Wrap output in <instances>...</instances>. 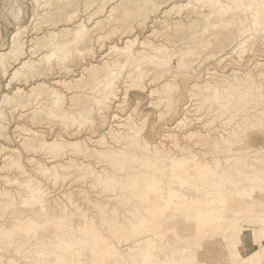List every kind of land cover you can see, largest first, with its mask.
I'll use <instances>...</instances> for the list:
<instances>
[{"label":"bare ground","instance_id":"1","mask_svg":"<svg viewBox=\"0 0 264 264\" xmlns=\"http://www.w3.org/2000/svg\"><path fill=\"white\" fill-rule=\"evenodd\" d=\"M42 1H43L42 3H38V7H37L38 9H40L38 10L40 12H37L36 11L37 9L35 10V12L33 11L34 14L37 13L35 18L38 16V19H41V21L37 19V21L39 22H37V24L34 25L35 27L34 31H37V32L40 31L41 26L39 25L47 24L48 22H49V26H52V27L47 28L46 31L41 32V33H36V34L33 33L34 35L31 36L30 40L28 41L29 44L26 47H22L21 49H19L18 43L20 41L19 39L20 34L25 32V30L27 29L26 26H28L25 24V27H22L19 31L12 34L9 51L0 54V65L2 66H3L2 61H3L4 56L7 55L9 52L14 54L11 57V60H12L11 62L13 63V68L11 70L16 69L17 71L20 72L21 78H19L18 81L19 83L21 82L22 85H25L27 87V90L24 92L20 88H17L16 91L12 92V94L10 95L7 93L2 95L1 102H0V112L3 109L4 105L5 106L10 105L13 108V110L16 108L31 110L33 108V107L31 108V105H38L36 107L37 109L34 108L33 111L30 112L29 117L27 118H31L32 120H35L34 117H32V115L43 111L44 112L43 119L45 120L51 119L58 115H62L68 119L70 118V119H74L78 121L77 127H82L83 125H85L86 122L88 124L90 123V125L95 124L96 121H98L97 119L99 117L103 119L106 118L107 121L110 120V125L107 127L108 130L101 132L102 134L97 139L96 138L91 139L90 137H84V138L80 137L81 139L79 140L76 139V141H71L70 143L65 140H61V143L57 145L54 144L53 142L52 143L47 142L43 138V134L39 133L38 131H30L29 129L19 130L20 132L21 131H23V133L25 132L27 136H29L28 135L29 133L31 132L32 133L30 134V137H26V138L23 137L21 139L22 141L20 144L23 146L25 152H27L25 155L27 159H25L26 158L25 156L21 158V153L19 152L20 155L17 158L18 160L17 163L15 161L11 163L10 161H12V159L15 160L14 158L16 156L15 153H17L18 151L16 152V149L14 148L13 149H10V147L5 148L0 145V154L2 151L6 152V150L7 152L5 154L7 153L9 154L4 157L6 158L8 164L11 166L10 176L12 177H11V180H9L8 182L9 184L16 186L15 190L13 191L12 190L9 191L10 189L8 190V188H4L0 186V209L3 212L1 218H3L4 215L10 214L12 215L11 217L13 219L12 221H7V222H5L4 219H1L3 223L0 224V244H1L0 252L2 250L3 251L9 250L7 246H4V244H6L5 243L6 237H10L13 239L14 242H16V238L14 239L13 234H12V231H13L12 228L20 225L21 226L20 230H22L21 232H27L25 233V240H26L27 245L25 244L26 247L21 248V249L15 247L13 248L14 251L13 250L12 251L14 252L13 254H15L16 252V254L18 255L16 258H19L22 261V264L23 262H30V263L32 262L33 264V262H36V260L38 259H42L44 261V264H48L49 260H52L55 257V253L57 252V249L55 246L60 244V241H59L60 237L65 236L64 234L66 235L70 234V236L72 237L75 236L74 237L75 239L77 238L81 239L79 235L75 234L76 230L74 228L64 226V222L62 221V219L57 218L58 216H60V214L58 215V213H57L58 216L55 219H53L54 218L53 216L52 218L53 221L50 220V222L49 220L45 218L36 220L34 216H21L22 213H24V211L28 209L35 211V209L37 208L38 212H40L41 215L42 214L44 215L45 213L49 214V212H47V208L48 209L52 208V209L57 210L59 208H65V205L67 207V204L64 203L63 200L60 198V197H63L65 194H61L58 196L57 195L50 196L52 191L51 192L47 191V188H45V184L48 182H44V181H53L54 179H58L59 177H61L62 173H65L68 170L72 172L74 170L76 171L82 170L81 167L82 168L86 167V169L85 170L83 169L82 172L80 173L81 177L91 178V179H94L95 181L101 180L102 182L106 184L111 183L114 186L120 187L119 189L121 190V193L118 196H116L114 199H123V182L125 181L126 182L125 184H127V181H129L133 177H136V176L140 177L141 175H143L141 170H144V169L141 168L139 169L140 171L137 169L132 170V175L127 176L125 178H123L122 176H119L120 173L118 172H123L122 170L124 166L122 167L121 160L117 159V156L123 155V152H122L123 148L115 149L114 146H111V145H115L114 143L116 142H120L123 145V142H124L125 145L129 146L130 151L134 154V156L135 155L137 156L138 154L142 155L143 158L141 159L140 162H138V164L139 165L145 164L147 168H150L152 170V173L149 174L148 176L150 178L151 176L155 175V172H160L159 171L160 167L170 163L171 160H170V156L168 155L169 153L163 150L162 142L161 143L157 142L158 144L154 143V145H151V143L149 144V142H147L145 138L143 137V132L145 128V119L135 118L134 117L135 109H132L129 112V114L125 117L117 115L118 114L117 111L120 110L118 107H121V104H124V100L128 97L126 93L127 90H125V92L123 93V98H122L123 101L121 102L120 97H119L120 92L118 91L117 86L115 87L118 80H120V77H122L121 74L124 68L126 70L127 67L128 68L131 67L134 64L135 60L143 57L144 53L147 52L151 56L150 63H152V65L145 67L137 63L134 68L136 70L135 72L133 71L134 74H132V76L126 77V81L124 83H129L128 86L130 87L132 86L133 83L135 82L138 83L139 81L144 80V78H146L147 76L155 77L154 75L161 74L163 77L164 74L169 75V73L171 72L170 71L171 67L164 68L165 65L162 66L160 64L161 61H163L166 58H168V60L169 58L173 59V56L177 53H179L182 56L181 59H184L185 57H188V59H190L191 57L194 58L198 52L196 50L198 49L201 50V48L206 47L205 45H202L200 43L201 40H199L200 42L196 41L195 39L194 41H192V37H190L192 35L191 27L193 26V24L201 23L203 19L207 22L206 25L211 26L210 27L211 29L212 28L215 29L216 27L222 28L221 34L220 36H218L220 38L219 39L217 38L218 41L215 43V46H214L215 48H217V50H219L217 52L218 53L224 52L226 50L225 48H227V46L232 44L231 48L229 49L230 54L228 55H231V53L233 55L238 54V56H236V59L240 61L242 60L241 58L244 56V52L247 51V47L249 46V43H246V41H244L243 39L246 36L250 35L248 33L250 32V30H252L250 29L251 26L253 27L259 26L261 28V31L264 32V7L261 6L262 4H264V0H188L185 4H182V5L177 4V3H172V5H170L169 8H165V10L160 12L161 17L154 18L151 33H149L144 39H139L138 35H135L132 38L125 36L123 45L118 46L114 44L108 47L107 48L108 52L100 55L99 63L89 64L88 66L84 67V69L82 70H84L85 73L82 74L79 78L66 79L63 77H59L57 74H59V72L63 70L67 74L72 75L73 70L71 68L72 66L70 67L64 66L67 64V63L66 64L64 63L69 60L68 59L69 53L63 54L62 57L57 56L56 49H58L60 45L68 46L72 48L73 51L76 50L78 53L84 52L88 56H93L96 53V51L94 52L92 50L95 46H98L97 51L102 50V43H103L102 41L106 38L107 34L105 33L106 35H104V32H100L101 31L100 27L101 29H103L102 27L103 23L106 22L107 19L108 20L113 19L112 21H114V23L115 21L119 22V19H122V24L121 25L113 24L112 25L113 27L111 30H109L108 27H104L110 31L109 32L107 30L108 31L107 33H111L112 31H115V32H119V34L121 35H126V34L129 35L134 32V29H136L139 26L141 27L143 25L145 20H147V17L149 14L155 15L159 11V6L166 4L170 0H164L160 4H156L154 0H124V1L120 0L121 4L119 6H117L116 8L115 6L111 7V9L109 10V12L112 13V15L113 14L115 15L114 17L111 14H109L107 16V19L106 17L105 19L97 18V20L93 22V25L91 27L90 26L88 27L87 25H85L84 22H82L81 20H75L77 18L75 11L70 12L69 10L71 6H75V5L77 6L79 4V3L77 4V1L79 0H42ZM84 6L88 7L87 0H85ZM184 8H186V10L187 9L189 10V12L185 14L187 17H189L190 15H192V17L194 15L196 16L191 19V22L188 25L182 24L183 22L179 20H175L174 22L172 21L171 23H168V21L165 19L166 17L170 16L171 13L173 15L179 14V12H181V10H183ZM103 9H104V4H102V6L99 7L93 13L90 12L91 15L89 16L88 21H90V18L93 17V15L100 14ZM141 10H143L141 15L144 14V18L143 19L141 18L142 20H140V17L138 16L140 15ZM135 16L139 17V21L137 22V25L134 26V24H136V23H133ZM215 17H218L219 20L216 19V21H211ZM248 18H250V21L248 20ZM59 23H62V24L61 26L57 27ZM144 28L141 27L140 31H142ZM234 28H236V30L233 33ZM32 30L33 29H31V31ZM204 31H205V28H204ZM208 33L212 34L211 32H209V30H208ZM232 34H238V35H234L235 36L234 41H231V39L229 40V37L233 36ZM159 35H161V37H165V41H164L165 44L163 43L155 44L154 42H152L151 38H156ZM182 37L190 38L189 39L190 41L186 42L187 45L185 44L186 46H181L182 48L178 46L179 48L173 51L175 47L174 46L175 42H174L172 43L174 47L171 50L170 49L171 46L169 45L171 40L173 41L175 38L177 39L179 38L178 40H180V38ZM251 38H254V36L251 35L247 40ZM227 40L230 41L228 42V44H227ZM225 43L227 44V46H225L226 45ZM170 51H173V53L170 54ZM38 52H39L38 55L40 56V59L33 57ZM111 52L115 53L113 58L109 57V54ZM241 53H242V56L239 55ZM224 54L220 53V55H218L217 57L218 58L222 57V55ZM71 55L72 54H70V56ZM222 60L223 58L219 59V61H222ZM152 61L157 62V63H153ZM59 64H62L61 65L63 66L62 70L56 69V67ZM251 68L257 69V74H256L257 77L264 76V62L257 61L254 63L253 67L251 66ZM250 69H248L247 72L244 71L243 74H240L238 72L239 70L230 71V73L225 74V75L223 74L218 75V72L216 74V71L215 72L210 71L211 73L209 74L212 75V77L213 75H215L213 79L216 78L217 80H219L218 82L222 83V85L225 83L227 84L228 82H232L235 84L238 83L242 85H250V86L259 84L253 78L254 75H252V72ZM255 73L256 72H254V74ZM50 76H53V77L49 79ZM171 78L172 79L168 81L165 80L166 86H172V83L175 80V78L174 76H171ZM206 78L207 77H205V79ZM10 79H13V77H11ZM122 80L123 78H121V81ZM155 80L158 81L160 80V78H156ZM11 81L10 80L7 81L6 87H9ZM215 82L216 81H214V83ZM122 83L123 82H121V84ZM207 83L208 82L204 84H200V85L197 83L191 84L189 86V90H190L189 95L191 96H197L198 94L206 95V93L202 92V87L207 86ZM14 84L16 85V82ZM209 84H212V83L209 82ZM88 85L89 87H87ZM59 88H62L66 91L74 90L75 88H77V90H79L78 88H82L85 90L83 94H81L80 96L78 95L79 98L77 100L80 103V106L77 110L75 111L71 110L72 112H69L68 111L69 109L68 110H66L67 108L65 109L64 95L60 91ZM76 93L78 92L76 91ZM250 93L251 92L249 89L227 92V95L224 99V102H226V105L222 108V110L226 111L228 109L227 105L230 102L240 103V107H242V109L241 108L240 109L237 108V109L241 111H244L245 109H247L248 106H250V108H254L255 106H258V105L264 106V101H254L255 100L254 98L251 99ZM158 94H159L158 95L159 98L158 99L156 98L157 100L155 102L153 101V103L155 105L160 104V106L162 104L164 105L163 108L170 111L171 107H174V106L169 105V102L171 99L170 96L166 95L163 89L159 90ZM72 97L74 98L76 97V95H73ZM109 103H112L115 105L113 107L115 111L113 113L110 112L109 116H107L106 114H108V112H106V110L109 108L108 106ZM209 103H212V100H210ZM187 107L188 106H185L183 109H186ZM254 111L255 112L249 115L241 116L236 123L234 122L235 125L231 129H229V131H224V130L220 131V134L219 135L217 134L218 138H216L215 141L213 140L214 138L212 139L208 137L206 132L204 131H203L204 133L202 134H198L200 131L199 132L195 131V132L188 133V135L185 134L186 136L184 135L182 136L183 138V137H188V136H193V135L195 136V134H198V137H199V138L197 137L198 144L200 143L201 145H204V146L208 144L209 146H211V148L214 147L219 151L231 153V154H227V157L222 161L220 159H215L211 163H209L208 162L209 159L208 161L204 162V161H201V159H197L198 157L193 155L192 152H187L185 153V156L182 158V160H180L178 164L173 165L172 170L170 171L171 176H169L170 174L168 175L169 178L165 179L162 175H159V177L158 176L153 177V180H154L153 186L155 189L153 191L163 192L167 190L165 191V193L167 192L169 196L168 204L169 206L172 204V206L175 207L173 210L174 212H178L182 219H185L187 217L198 219L197 226L196 227L194 226L196 233L194 235H188V233H186L185 230L181 229L182 226H179V228H176L177 232L179 233L177 235H174V237H176L177 239L176 241L178 245L176 243L175 244L177 245V247H180L179 245H182V246L184 245V247L177 249V247H172L170 246L169 243L161 241L163 232H161L160 230H159L160 232H153L150 237H147V236L145 237L143 236L144 231L142 229H138L135 225H133V226H130L131 228H129L127 232L128 233L132 232L133 237L135 235L138 238V240L135 241L133 245L126 248L129 253L133 254L137 258L140 257L143 261L147 259L150 260L152 257H154L152 256V254H156L158 250L157 248L158 245L157 247L154 248L155 246L154 241L157 240V241H161L159 247H161V245H162L161 248L164 247L163 250H165L164 253H166V255L168 256V259L171 257L170 253L172 251L174 252V254L176 253V255H180L181 253H183L187 255L188 258H190L195 253H204L205 251L203 248L204 241L201 242L200 239H203L204 237H206L205 234L207 230L205 232L203 231L204 229L209 228L210 225L214 224L213 230L226 229L225 232L235 237L239 235L240 224H243L246 228H251L252 226L256 225V227L260 229H264V219L262 221H259L255 219L254 217H252V215L250 214H247V213L239 214L238 210H236V214L234 213L231 215H227L228 212L226 211V207H225V205L227 206V201L225 200H222L215 204V207L217 206V208H219V209L217 208L216 209L218 211L220 210V212H218L217 210L216 212H213V211L207 212L206 217L200 218L199 211L201 210V208L196 207V208H193L190 212H187L184 207L189 205V203L187 202H191V200H186L187 204H185L183 202L178 201V199L175 198L176 196L174 194L175 192H178L181 195H185L186 187L191 188V185L193 187V184H196L197 187L195 189L203 190L202 196L205 194L206 189L208 187H211L210 190L207 191L208 194H215L217 192L221 193L222 195L227 194L226 196L224 195V199H225V197H227L228 194L233 192L234 186L239 185V187H242L243 185L244 187H246L247 185H249V183H252L254 185L264 186V174H263L264 173V161L261 159L251 160L249 158L252 155L257 156L258 151L255 150L254 148L248 149L246 153H250V155L248 158H246L245 157L246 155L239 156L238 154L235 153L234 150L230 148V144L232 143L244 142L248 131L256 130L264 126V111L263 110H254ZM235 112L237 113L239 111H235ZM159 115L162 116L163 114L162 115L159 114ZM229 119L227 121H229ZM198 120L199 119H197L196 121ZM186 123L188 124L187 117H183L177 123L171 125L170 128L166 127L165 129L175 130V129L186 128L187 127L185 126ZM201 128L202 127H200V129ZM214 130H217V129H214ZM78 131L79 130H76L75 133ZM4 133L5 132H3V134ZM181 133H184V132L181 131L180 134ZM18 135L20 136V133ZM162 136L164 137V139L165 138L168 139L167 140L168 142L172 138V136L169 133L168 134L165 133ZM105 137L108 139V142L104 140H103L104 142H102V139ZM55 145L57 146V148H59L58 154H55V153L52 154L49 151L46 153H44L43 151L42 153H40V155H37L38 153L37 154L32 153L33 149L36 147H40V148L50 147V146L52 147ZM89 145H93L95 148L98 147V149H101V150H98V151L92 150V149L89 150L88 149ZM175 146L181 149L180 145H178L177 142H173L172 147L176 148ZM234 146H236V144ZM65 147L71 148L70 150L73 152L75 156L87 158L88 160L93 159V162L95 161L97 164L101 162L107 163L110 166V168L112 167V169L116 170V172L118 173V176L116 174L115 175L112 174L113 172L109 173L105 169L95 171L93 169L94 167L92 168L90 166V163L83 164L82 162L81 164H78V162L75 159H69L68 161L65 160L66 162L61 161V163H58L57 158L66 156L67 150H64ZM239 152L241 153V151ZM132 153H129V154L132 155ZM260 153H264V149L259 150V154ZM170 154H173V153H170ZM42 155L43 157L41 158L49 162L51 164L50 167L46 166L39 160L40 159L39 157ZM158 155H160L159 156L160 158L156 157ZM28 156H31L33 158H28ZM149 156H154V157L152 158ZM21 161L23 162L26 161L29 164L24 166L22 165ZM222 163L228 165L229 167L228 168H225V166L223 167ZM26 166H30L31 169H28L29 167L25 168ZM79 166H80V169H79ZM138 166H133V168L134 167L138 168ZM55 167L56 168L64 167V168L61 171L55 172L54 170ZM151 170L149 171L151 172ZM179 171H183L184 173L179 175L178 174ZM31 173H35V176H32ZM160 174H163V173H160ZM185 175H187L188 177ZM175 176L177 177V180L179 182L178 183L179 187H176V188L170 185L171 181L174 180L173 177ZM236 177H241V178L240 180H237L236 182H231L232 179H235ZM196 178L201 183L205 184L207 187L203 189V184L200 186L196 182ZM213 181H217V182H213ZM62 187H64V185L59 186L58 188L54 189L53 193L55 192V190L57 191L56 193H60L62 191L60 188ZM237 189L235 190V192H237L238 195H242L243 192L241 191L242 193L239 194L240 191ZM130 194L133 196H136L137 198H140L141 204L143 203L147 206L146 210L149 212V215L152 218L156 219L155 220L157 222L156 224H158V222L160 223L161 221H165L166 223H173L177 219L174 214L169 215L168 213V215H163L164 213L169 212V209L161 208L156 200L142 199L140 196V193L137 190L130 191ZM192 195L194 196V194ZM199 201L200 203L205 204L204 205L205 207H209V204L206 203L205 201H201V200ZM199 201L192 199V202H195V203H199ZM29 204H32V205L29 206ZM211 205H212V202H211ZM141 209L143 208L141 206L136 205V202H135V206L133 207V212L139 215L141 213ZM166 210L168 211L166 212ZM92 212H95V209ZM108 213H110L109 210H108ZM13 214H15V216H13ZM161 215L164 218H161L160 217ZM65 217L67 219V216ZM87 217L84 214V217H83L84 221L86 219L85 221L86 223H88L91 227L93 225L94 230L95 231L97 230L96 233L100 234V235H96L99 239L98 242L105 244L106 241L104 240H106V237L101 235V233L104 232V226H103L104 223L98 220L97 218L94 219V217H96V214L92 215L93 218L92 217L87 218ZM91 218H92V221H90ZM111 224H115V223H111ZM115 225L116 226H110V229L114 230L117 228H121L120 225L122 224L120 223L119 226L118 224H115ZM183 226L187 229L190 228V226L187 224H184ZM49 227H51L50 231H48ZM138 227H139V224H138ZM38 228L43 229L42 231L43 236L40 235L39 238H36L37 236L36 235L34 238L32 234L30 235V232L33 230V231H36L37 233ZM166 230L168 229L166 228ZM147 232H150V231H147ZM20 233L17 232V234H20ZM168 233L166 234V236L168 235ZM180 234L182 236H180ZM194 236H196V238H193ZM133 239L135 240V238ZM149 239H150V242H148ZM18 240L19 239H17V241ZM129 240H131V237H125L121 239V241L119 239H116L115 243L119 246L118 248L121 249L124 246L123 242H128ZM115 243L112 244L110 247L111 248L110 255L112 258H114L115 260L119 262L121 260L123 261L124 256L121 252L122 250H118L116 248ZM225 243H228V242H225ZM144 245L145 246L147 245L148 247L150 245V248L147 252H146V249H144V252H143ZM71 246L72 248L68 251L67 254L63 255L62 261L59 262L58 264H72L71 263L72 260L70 256L72 257L75 256L82 249V248L75 246L74 244H72ZM175 248L177 250H175ZM10 250L8 252H10ZM1 260H2V257L0 256V264H3ZM17 260L10 258V259H7L5 263L6 264H21V262ZM148 262L150 261L147 260V263Z\"/></svg>","mask_w":264,"mask_h":264},{"label":"rangeland","instance_id":"2","mask_svg":"<svg viewBox=\"0 0 264 264\" xmlns=\"http://www.w3.org/2000/svg\"><path fill=\"white\" fill-rule=\"evenodd\" d=\"M83 1L85 2V0L77 1V4L79 3L77 5L78 7L76 5L71 6L69 10H70V12L75 11V14L77 15V18L75 20H81L88 27L89 26L91 27L93 25V22L96 21L97 18L105 19V17H106V19H107V16L109 14L112 15V13L109 12L111 7L115 6V8H116L117 6H119L121 4L120 0H87L88 7H85ZM163 1L164 0H154V2L156 4H160ZM187 1L188 0H170L166 4L160 5L159 11L155 15H151V14L148 15L147 20H145V22L143 23V25L144 24L145 25L141 26L142 28L145 27L142 31H140L141 27L139 26L136 29H134V32L132 34H129V35H127V34L121 35V34H119V32H115V31H112L111 33H107L109 30L112 29L113 24H115V25H121L122 24V19H119V22L115 21V23H114V21H112L113 19L112 20L107 19L106 22L103 23V26L101 25L103 27V29H101V27H100V30H101L100 32H104V35L107 34L106 38L104 37L105 39L102 41L103 42L102 43V50H99L100 52L97 51L98 46H95L92 49L94 52L96 51L95 55H93V56H88L84 52L78 53L76 50H74L75 51L74 52L72 50V48H70L68 46L60 45L58 47V49H56V54H57V56L62 57L63 54L69 53V55H68L69 60L64 63V64L67 63L64 66H69V67L72 66L71 68L73 70V73H72V75L67 74L65 71L62 70V67H63V66H61L62 64H59L56 67V69H61L62 71H60L59 74H57V75L59 77H63L66 79L79 78L82 74L85 73L84 70H82V69H84V67L88 66L89 64H98L99 63L100 55L108 52V50H107L108 47H110L114 44H116L118 46L123 45V42L125 40L124 39L125 36L132 38L133 36L138 35L139 39H144L149 33H151L154 18L161 17V14H160L161 11L165 10V8H169V6L172 5V3H177V4L182 5V4H185ZM42 2H43L42 0H0V54L9 51L12 34L19 31L22 27H25V24L28 26H26L27 29L25 30V32L20 34V38H19L20 41L18 43L19 49H21L22 47H26L29 44L28 41L30 40L31 36L34 35L33 33H35V34L41 33V32L46 31L47 28L52 27V26H49V22H48L47 24L39 25V26H41L40 31H38V32L34 31V28H35L34 25L37 24V22L41 21V19H38V16L35 18L37 13L34 14V12L36 9H37L36 10L37 12H40V11H38L40 9H38L37 7H38V3H42ZM82 3H83V5H82ZM102 4H104V9L102 10V12L98 15H93V17L90 18V21H88L89 20L88 18L91 15V13H93L99 7H101ZM93 9H95V10H93ZM142 11L143 10H141L140 15H138L140 17V20H142L144 18V14L141 15ZM188 12H189V10L188 9L186 10V8H184L183 10H181V12H179V14L173 15L171 13L170 16L166 17L165 19L168 21V23H171L172 21L174 22L175 20H179V21L183 22L182 24L188 25L191 22V19L196 17L195 15L193 17H192V15L187 17L185 14ZM112 16L114 17L115 15L113 14ZM138 16L134 17L135 19L133 20V23H136V24H134V26L137 25V22L139 21ZM37 19L39 21H37ZM216 19H218V17L213 18L211 21H216ZM248 20L250 21V18H248ZM33 22H34V24H33ZM86 22H87V24H86ZM206 23L207 22L203 19L201 23H195L191 27L192 28V35L190 37H192V41H194V39H195L196 41L200 42L199 40H201L200 43L202 45L206 46V47L201 48V50L200 49L196 50L199 53L197 52V54L195 55L194 58L191 57L192 58L191 59L189 57L190 59H188V57H185L184 59H181L182 56L179 53H177L173 56V59L169 58V60H168V58H166L160 62V64L162 66L165 65L164 68L165 67H171L170 68L171 72L169 73V75L164 74L163 77L161 74L154 75L155 77L147 76L146 78H144V80L139 81L140 83L135 82L132 84V86L129 87L128 86L129 83H124V82L126 81V77L132 76V74H134V72L136 70L134 68H135L137 63L141 64L145 67L152 65V63H150L151 62V59H150L151 56L149 55V53L146 52V53H144V56H145V57L143 56L144 58L143 57L138 58L137 60L134 61V64L129 68L127 67L126 70L124 68V70L122 71V74H121L122 77H120V80H118L117 84L115 85V87L117 86V89L120 92L119 97H120L121 102L123 101L122 98H123V93L125 92V90H127L126 93L128 95V97L124 100V104H121V107H118L120 110L117 111L118 112L117 115L125 117L129 114V112L132 109H135L134 117L137 119H145V128H144V132H143V137L145 138V140L147 142H149V144L151 143V145H154V143L156 144L157 142L158 143L162 142L163 143V150L166 151L167 153H169L168 155L170 156V160H171L170 163L160 167L159 168L160 172H155V175L151 176V178H150L148 176H149V174L152 173V170L150 168H147L145 164H142V165L138 164V162H140L141 159L143 158L142 155L138 154L137 156L136 155L134 156V154L130 151L129 146L125 145L124 142H123V145L120 142L114 143L115 145L110 144L111 146H114L115 149L123 148V151H122L123 155L117 156V159L121 160L122 167L124 166L123 170H122L123 172H118V173H120L119 176H122L123 178H125L127 176L132 175V170H136V169L139 170L141 168L144 169V170H141L143 175H141L140 177L139 176L133 177L132 179L127 181V184H125L126 183L125 181L123 182V199H114L116 196H118L121 193V190L119 189L120 187L114 186L111 183L106 184V183L102 182L101 180L95 181L94 179H91V178L81 177L80 173L82 172L83 169L84 170L86 169V167H84V168L81 167L82 170H78V171L74 170L72 172H70V170H68L67 172L62 173L61 177H59L58 179H54L53 181H44V182H48L45 184V188H47V191L48 192L52 191L50 196L51 195H57L58 196L61 194H65L63 197H60V198L63 200L64 203L67 204V207L65 205V208H59L57 210L52 209V208H49V209L47 208V212H49V214L45 213L46 215L45 214L41 215L40 212H38L37 208L35 209L36 212L34 210L28 209V210L24 211V213H22L21 216H34L36 218V220L41 219V218H45V219L49 220V222H50V220L53 221V219H55L60 214V216H58L57 218L62 219V221L64 222V226L74 228L76 230L75 234H77L81 237V239H79V238L75 239L74 238L75 236L72 237V236H70V234L69 235L64 234L65 236H61L60 240H59L60 244L55 246L57 249V252L55 253V257L52 260H49L48 264H54V263L58 264L59 262H61L63 255L67 254L68 251L72 248V246H71L72 244H74L75 246H77L79 248H82L81 251L79 253H77L75 256H73V257L70 256V258L72 260V262H71L72 264H187V262L189 260H194L197 262V264H217V262H219V261H225V260L232 259L233 254H235L236 257H239V259L241 261H250L251 264H262V261H264V253L261 252L259 244L256 242V236L262 229L256 227V225L252 226L251 228H246L243 224H240L239 235L237 236L238 238L228 234L227 232H225L226 229L213 230L214 224L210 225L209 228L204 229V231H203V232H205L207 230V232L205 234L206 237H204L203 239H200L201 242L204 241V246H203V248L205 250L204 253H195L190 258H188L187 255H185L183 253H181L180 255H176V253L174 254V252L172 251L170 253L171 257L168 259V256L166 255V253H164V251H165V250H163L164 247L161 248L162 245H161V247H159L161 241L169 243L170 246H172V247H177L178 243H177V241H176L177 239H176V237H174V235H177L179 233V232H177V229H176V228H179V226H182L181 229L185 230V232L188 233V235H194L196 233V230L194 228L197 226L198 219H195L192 217H187L185 219H182L178 212H174L173 210L175 207L172 206V204L170 206L168 204L169 203L168 202L169 196H168L167 192L165 193V191H167V190H165L163 192L153 191V190H155L154 186H153L154 185L153 177H157V176L159 177V175H162L165 179L169 178L168 175L170 174L169 176H171L170 171L172 170L173 165L178 164L180 162V160H182V158L185 156V153H187V152H192L193 155L198 157L197 159H201V161H204V162L208 161V159H209V161H208L209 163H211L215 159H220L221 161L224 160L227 157V154H231V153L219 151L214 147L211 148V146H209L208 144H206L205 146L201 145L200 143L198 144V142H197L198 141V139H197L198 134H202V133L206 132L207 136L212 138V139L214 138L213 140L215 141L216 138H218L217 136L220 134V131H222V130L229 131V129H231L235 125V123L239 120V118L241 116L249 115V114L255 112L254 110H263L264 111V106H261V105L255 106L254 108H250V106H248L247 109H245L244 111L238 110L237 108L242 109V107H240V103H238V102H230L227 105L228 109L226 111L222 110V108L226 105V102H224V99L227 95V92L249 89L251 92L250 93L251 99L254 98L255 99L254 101H264V76L257 77L256 76L257 69L251 68V66L253 67L254 63L257 61L264 62V32L261 31V28L259 26H254V27L251 26L250 29H252V30H250L249 33L247 32L250 35L246 36L243 39L244 41H246V43H249L250 47L249 46L247 47V51L244 52V56L241 58L242 59L241 61L236 59V56H238V54L233 55L231 53V55H228V54H230L229 49L231 48L232 44L229 46H227V44H228V42H230L229 41L230 39H231V41H234V39H235L234 35H238V34H232L233 36H230L231 38L229 37V40H227V44L225 43L226 44L225 46H227V48H225L226 50L224 49L225 50L224 52H220L221 54H224V53L225 54L222 55V57L218 58L217 56L220 55V53L217 52L219 50H217V48H215L214 46H215V43L220 38L218 36H220L222 28L216 27L215 29L214 28L211 29L210 28L211 26L206 25ZM61 24L62 23H59L57 25V27L61 26ZM204 24H205V26H204ZM43 25H45V26H43ZM104 27H108L109 30L107 28H104ZM204 28H205V31H204ZM31 29H33V30L31 31ZM206 30H207V32H206ZM208 30L212 34L208 33ZM235 30H236V28H234L233 33ZM193 31H194V33L195 32L196 33L194 34ZM251 35L254 36V38L247 40ZM240 38H242V37H240ZM178 39L175 38L173 41L171 40V42L169 43V45L172 47V48L170 47L171 50L173 49L174 46L175 47H174L173 51L177 50L181 46H186L187 45L186 42L190 41L189 40L190 38H183L182 37V38H180V40H178ZM151 40L155 44H160V43L165 44L164 43L165 37H161V35L157 36L156 38H151ZM253 41H255V42H253ZM172 43H174V46L172 45ZM252 43H253V45H252ZM173 51H170V54H172ZM38 54H39V52L37 54H35L33 57L40 59V56ZM70 54H72V55L70 56ZM13 55L14 54H12L10 52L7 55H5L3 58V61H2L3 66L0 65V102H1L2 95H4L5 93L10 95V94H12V92L16 91L17 88H20L23 92L27 90V87L25 85H22V83L21 82L19 83V81H18L19 78H21L20 72L17 71L16 69L11 70L13 68V63L11 62L12 61L11 57ZM114 55H115V53L111 52L109 54V57L113 58ZM239 55L242 56V53ZM221 58H223V60L219 61V59H221ZM71 60H73V61H71ZM177 60H179V61H177ZM152 62L157 63L154 61H152ZM248 69L251 70L252 75H254L253 78L259 84H255L254 86H250V85H242V84H238V83L235 84L232 82H228L227 84L225 83L226 85L225 84L222 85L221 82H218L219 80H217L216 78H214L215 80L213 79V77L215 75H213V77H212V75L209 74L212 71L213 72L216 71V74L218 72V75H221V74L225 75V74L230 73V71H234V70H236V71L239 70L238 72L240 74H243L244 71L247 72ZM172 72H174V73H172ZM254 72H256V73L254 74ZM171 76H174L175 80L173 78L174 81L172 83V86H166V81L172 79ZM11 77H13V79H10ZM51 77H53V76H50L49 79H51ZM205 77H207V78L205 79ZM208 77H210V78H208ZM121 78H123L124 81L123 80L121 81ZM156 78H160V80L157 81V80H155ZM8 80H10V81L12 80V81L10 82L9 87H6V83ZM214 81H216V82L214 83ZM15 82H16V85L14 84ZM121 82H123V83L121 84ZM206 82H208L207 86L202 87V92L206 93V95H202V94H198L197 96L189 95V91H190L189 86L191 84L197 83L200 85V84H204ZM209 82L212 84H209ZM87 87H89V85ZM157 88L159 90L163 89L165 91L166 95L170 96L171 99H170L169 105L174 106V107H171L170 111L163 108L164 105H162V104L160 106V104L155 105L153 103V101L155 102L159 98V96H158L159 90ZM59 89L64 95V102H65L64 107H65V109L66 108H67L66 110L69 109L68 110L69 112L77 110L80 106V103L77 100L79 98L78 95L80 96L81 94H83L85 92V90L82 88H78L79 90L82 89L80 91L77 90V88H75L74 90H70V91H66L62 88H59ZM151 89H153V90H151ZM154 89H155V91H154ZM76 91L78 93H76ZM207 93H209V94L211 93V94L209 95ZM73 95H76V97L73 98L72 97ZM210 100H212V103H209ZM113 103H114V101H113ZM106 104H108V103H106ZM37 106L38 105H31V108L33 107L31 110L16 108V109H14L15 110L14 111L10 105H6V106L4 105L3 109L0 112V145L5 147V148H7V147H10V149L14 148V149H16V152L18 151L17 153H15L16 156L15 157L13 156L15 158V160L12 159V161H10L11 163H13L14 161L17 163V161H18L17 158L20 155V153H21V158L26 155L27 152H25L23 146L20 144L22 141L21 139L23 137H25V138L30 137V134L32 133V132L29 133L28 134L29 136H27V134L25 132L23 133V131L20 132L19 130L29 129L30 131H38L39 133L43 134V138L47 142H51V143L53 142L54 144L57 145V144L61 143V140H65V141L70 143L71 141H76V139L79 140V139L84 138V137H90L91 139H95V138L97 139L102 134L101 132L108 130L107 127L110 125V120L107 121L106 118L103 119V118L99 117L97 119L98 121H96V123H95L96 125L95 124L90 125V123L88 124L86 122L85 125H83L84 127L83 126L77 127L78 121H76L74 119H70V118L68 119L62 115H58V116H55L51 119L45 120V119H43V117H44L43 111L32 115V117H34L35 120H32L31 118H27V117H29L30 112L33 111V109L36 108ZM108 106H109V108L106 110V112H108V114H106L107 116H109L110 112L113 113L115 111V109L113 108L115 106L114 104L109 103ZM185 106H188V107L186 109H183ZM9 107H11V108H9ZM235 111H239V112L236 113ZM159 114H161V115L163 114V115L160 116ZM234 114H236V115H234ZM181 117L182 118L187 117V120H188V124L187 123H186L187 125L185 124V126H187V127L182 128L184 130H182V129H175V130L165 129L166 127L170 128L171 125L177 123L179 120L182 119ZM230 117H232V118H230ZM197 119H199V120L196 121ZM200 119H202V120H200ZM228 119H229V121H227ZM36 121H38V122H36ZM53 121H54V123H53ZM189 124H190V126H189ZM200 127H202L203 129L202 128L200 129ZM214 129H217V130H214ZM76 130H79V131L75 133ZM2 131L5 133L3 134ZM181 131L184 133L180 134ZM195 131H198V132L200 131V132L199 133L197 132L198 134H195V136L193 135V136H188V137L182 138L183 135L186 136V135H188V133L195 132ZM19 133H20V136L18 135ZM165 133L166 134L169 133L172 136V138L169 142L167 141L168 139H166V138L164 139V137L162 136ZM24 134H26V135H24ZM83 134H85V135H83ZM255 134H256V136H255ZM76 136H77V138H76ZM248 138H251L252 141L248 140ZM257 138H259L263 142H261V141L258 142ZM103 140L108 142V139L106 137L102 139V142H104ZM173 142H177V144L180 145L181 149L177 146H175L176 148L172 147ZM235 144H236V146H234ZM56 145L52 146V147L51 146L50 147H41V148L36 147L33 149L32 153H35V154L38 153L37 155H40V153H42L43 151H44V153L49 151L52 154L53 153L58 154L59 148H57ZM168 145H170V146H168ZM66 148H68V149H66ZM169 148H170V150H169ZM230 148L232 150H234L235 153L238 154L239 156L246 155L245 156L246 158H248L250 155V153H246L247 150L254 148L255 150L258 151L257 156L252 155L249 158L251 160L261 159L264 161V153L259 154V150L264 149V132L261 131V128L248 131L247 135H246V139L244 142L232 143V144H230ZM70 149L71 148H69V147L64 148V150H67L66 156H62V157L57 158L58 163H61V161L66 162L69 159H75L78 162V164H81L82 162H83V164L90 163V166L92 168L94 167L93 169L95 171L105 169L109 173L113 172L112 174H114V175L116 174L118 176V173L116 172V170L112 169V167L110 168V166L107 163L101 162V163L97 164L95 161L93 162V159L88 160L87 158L75 156ZM88 149L89 150L92 149V150H96V151L101 150V149H98V147L95 148L93 145H89ZM213 151H215V152H213ZM239 151H241V153ZM6 152H7V150H6ZM6 152L2 151L1 152L2 155L0 154V169H1V171H0V186L4 187V188H8V190L10 189L9 191H11V190L13 191V190H15L16 186L9 184V182H8L9 180H11L12 176H10L11 175V172H10L11 166L8 164L6 158H4L5 156L9 155L8 153L5 154ZM129 153H132V155H130ZM170 153H173V154H170ZM67 155H69V156H67ZM204 155H205V157H204ZM159 156L160 155H158L156 157L160 158ZM41 157H43V155L39 157L40 158L39 160L43 164H45L46 166L50 167L51 164ZM149 157L153 158L154 156H149ZM28 158H33V157L28 156ZM25 159H27V157ZM96 161H98V160H96ZM21 162H22V165H24V166L29 164L26 161H24V162L21 161ZM91 162H93V163H91ZM222 164H223V167L225 166V168L229 167L228 165H226L224 163H222ZM133 166H138V168L137 167L133 168ZM25 168L31 169L30 166H26ZM55 168H54V170L56 172V171H61L64 167H59L56 169ZM79 169H80V166H79ZM149 170H151V172ZM147 171H148V173H147ZM160 173H163V174H160ZM183 173H184L183 171H179L178 174L181 175ZM31 175L35 176V173H31ZM185 176H187V175H185ZM144 178H146V179H144ZM173 178H174V180L171 181L170 185L175 187V188L179 187V184H178L179 182L177 180V177L175 176ZM240 178L241 177H236L235 179H232L231 182H236L237 180H240ZM186 180H187V178H186ZM196 182L200 186L203 184L197 178H196ZM213 182H217V181H213ZM63 185H64V187L60 188L62 190L60 193H56L57 192L56 190L53 193L54 189L58 188L59 186H63ZM196 187H197L196 184H193V187L191 185V188L186 187V190H185L186 194L185 195H181L178 192L174 193L176 196L175 198H177L178 201L183 202L185 204L189 203V205L184 207L187 212H190L193 208L199 207V208H201V210L199 211L200 218H204V217H206L207 212H211V211L216 212V210L219 209V208H217V206L215 207V204L217 202L225 200V201H227V206L224 204L226 207V211L228 212L227 215H231L234 213L236 214V210H238L239 214L240 213L250 214V215H252V217H254L255 219H257L259 221H262L264 219V186L254 185L252 183H249V185H247L246 187H244L243 185H242V187H239V185H237V186H234L233 192H231V190H230L231 193L228 194V196L225 197V199H224V195L226 196L227 194L222 195L219 192H217L215 194H208L207 191H209L211 187H208L206 189L205 194L202 196L203 190L195 189ZM206 187L207 186L205 184H203V189ZM69 188H71V189H69ZM63 189H64V191H63ZM117 189H118V191H117ZM236 189L240 191L239 194H241L242 192H243V194L238 195L237 192H235ZM136 190L140 193V196L142 199H144V200H156L161 208H168L169 212H167L168 210H166L167 213H164L163 215H168V213H169V215L174 214L177 219L173 223H166L165 221H161L160 223L158 222V224H156L157 223L155 221L156 219L152 218L149 215V212L146 210L147 206L143 203L141 204L140 198H137L136 196H133L130 194V191H136ZM192 194H194V196ZM103 198H104V200L105 199L106 200L104 201ZM132 198H134V199H132ZM192 199L197 200V201H199V200L205 201L206 203L209 204V207H205L204 206L205 204L200 203V201H199V203L192 202ZM117 200H119V201H117ZM186 200H191V202L186 203ZM135 202H136V205L141 206L143 208V209H141V213L139 215H137L136 213L133 212V207L135 206ZM144 202H146V201H144ZM211 202H212V205H211ZM31 205L32 204H29V206H31ZM113 207H115V208H113ZM94 209H95V212H92ZM108 210L110 211V213H108ZM142 211H143V213H142ZM218 212H220V210ZM2 213L3 212L0 209V224L3 223L1 221V219H4L5 222L13 220L11 217L12 215H10V214L4 215L6 217L3 216V218H1ZM57 213H58V215H57ZM84 214L86 217L88 215L87 218H90V217H92L93 214H96V217H94V219L97 218L98 220H100L101 222L104 223L103 224L104 232H102L101 235L106 237V240H104V241H106L105 244L98 242L99 239L96 235H100V234L96 233L97 230L96 231L94 230L92 222H91L92 223L91 224L92 227H91L88 223L85 222L86 219L84 221V218H83ZM16 215H17V213H16ZM135 215H136V217H135ZM13 216H15V214H13ZM53 216H54V218H53ZM65 216H67V219ZM160 217L164 218L162 215ZM92 218L90 219V221H92ZM64 219H66V220H64ZM124 222H125V224H124ZM111 223L118 224V226L121 223L122 225H120L121 228H117V229L113 230V229H110V226H116V225L111 224ZM138 224H139V227H138ZM141 224H143V225H141ZM184 224L189 225L190 228H188V229L185 228L183 226ZM133 225H135L138 229H142L144 231L143 236H145V237L146 236L150 237L153 232H160V231L163 232V236L165 235L164 237L162 236L161 241H157V240L154 241V243H155L154 248L157 247V245H158V247H157L158 250H157L156 254H152V256H154V257H152L150 260L147 259L148 261H150L148 263H147V260L143 261L140 257H138V258L135 257L133 254L129 253L126 249L127 247L133 245L135 243V241L138 240V238L135 235L133 237L132 232L131 233L127 232V230L129 228H131L130 226H133ZM172 226H174L175 228ZM20 227L21 226L18 225L16 227L12 228V230H13L12 234H13L14 239L16 238V242H14L12 238L6 237V240H5L6 244H4V246H7L8 249L9 250L11 249V250H10V252H8L9 250L8 251L2 250L0 252V256L2 257L1 262L3 264L6 262L7 259H10V258H13L15 260L18 259L17 261H20L22 264V261L19 258H16L18 256L16 254V252H15V254H13L14 253L13 248L16 247V248L21 249V248L26 247L25 244L27 245L26 240H25V233H27V232H21L22 230H20ZM142 227H144V228H142ZM166 228L168 230H166ZM173 228H174V230H173ZM48 229H49L48 231H50L51 227H49ZM37 230H38L37 233H36V231L32 230L30 232V235L32 234L34 236V238L36 235H37L36 238H39L40 235L43 236V234H42L43 229L38 228ZM147 231H150V232H147ZM17 232L18 233L21 232V233L17 234ZM39 233H41V234H39ZM167 233H168V235L166 236ZM171 233H172V235H171ZM182 234H184V233H182ZM113 235L115 236L116 239H119L120 241H121V239H123L125 237H131V240H129L128 242H123V245H124L123 248L119 249L118 248L119 246L115 243L116 239L114 238ZM180 236H182V235L180 234ZM132 237L135 238V240ZM163 238H164V240H163ZM193 238H196V236H194ZM17 239H19V240L17 241ZM167 239H168V241H167ZM173 241H175V242H173ZM148 242H150V239ZM225 242H228V243H225ZM114 243H115L116 248L118 250H122L121 252L124 256L123 261L121 260L119 262V261H117L111 257V255H110L111 248L110 247ZM188 244H190V243H188ZM227 244H228V246H227ZM179 246L180 247H177V249L184 247V245L183 246L179 245ZM149 248H150V245H149V247L147 245L146 246L144 245L143 246V252H144V249H146V252H147L149 250ZM177 249L175 248V250H177ZM172 250H174V249H172ZM158 252L160 253V255ZM73 259H74V261H73ZM40 261H42V262H40ZM24 263L28 264L30 262H23V264ZM30 264H32V262ZM33 264H44V261L42 259H38V260H36V262H33Z\"/></svg>","mask_w":264,"mask_h":264},{"label":"snow or ice","instance_id":"3","mask_svg":"<svg viewBox=\"0 0 264 264\" xmlns=\"http://www.w3.org/2000/svg\"><path fill=\"white\" fill-rule=\"evenodd\" d=\"M264 7V4L261 5ZM261 131L264 132V126H262ZM256 242L259 244V247L261 249V252L264 253V229H262L256 236ZM187 264H197L194 260H189ZM217 264H251L250 261H241L239 257H236L235 254H233V258L225 261H219ZM262 264H264V261H262Z\"/></svg>","mask_w":264,"mask_h":264},{"label":"crops","instance_id":"4","mask_svg":"<svg viewBox=\"0 0 264 264\" xmlns=\"http://www.w3.org/2000/svg\"><path fill=\"white\" fill-rule=\"evenodd\" d=\"M255 136H256V134H255ZM250 137V136H249ZM248 140H251L252 141V139L251 138H248ZM257 141L259 142V141H261V142H263L262 140H260L259 138H257Z\"/></svg>","mask_w":264,"mask_h":264}]
</instances>
